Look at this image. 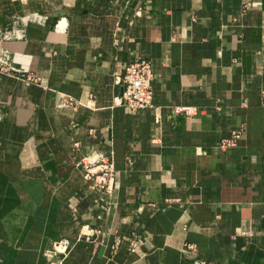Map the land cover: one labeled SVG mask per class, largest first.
<instances>
[{
	"label": "crops",
	"instance_id": "1",
	"mask_svg": "<svg viewBox=\"0 0 264 264\" xmlns=\"http://www.w3.org/2000/svg\"><path fill=\"white\" fill-rule=\"evenodd\" d=\"M134 59L153 99L129 113ZM50 257L264 264V0H0V264Z\"/></svg>",
	"mask_w": 264,
	"mask_h": 264
},
{
	"label": "built area",
	"instance_id": "2",
	"mask_svg": "<svg viewBox=\"0 0 264 264\" xmlns=\"http://www.w3.org/2000/svg\"><path fill=\"white\" fill-rule=\"evenodd\" d=\"M247 5H245V8ZM8 32H4L7 37ZM31 80V78H29ZM153 73L151 64L145 59H134L124 66V71L119 79L123 84V91L116 103L120 104L124 109L133 113L136 110L150 108L152 106ZM183 109H175L180 112ZM155 122H159V117H155ZM239 135L234 134L230 139L223 141L222 147L233 146ZM77 165L82 170L83 179L89 189L97 188L105 195H110L114 189L115 182V165L112 153L105 155L103 153H93L91 156L83 158ZM136 247V241L130 243L133 250ZM69 249V243L66 240L54 242L51 246L53 257L56 255L64 256ZM46 264H62L61 259L47 260Z\"/></svg>",
	"mask_w": 264,
	"mask_h": 264
}]
</instances>
